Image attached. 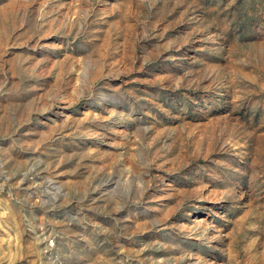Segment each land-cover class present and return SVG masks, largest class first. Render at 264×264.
I'll use <instances>...</instances> for the list:
<instances>
[{
    "label": "rangeland",
    "instance_id": "374dc122",
    "mask_svg": "<svg viewBox=\"0 0 264 264\" xmlns=\"http://www.w3.org/2000/svg\"><path fill=\"white\" fill-rule=\"evenodd\" d=\"M0 264H264V0H0Z\"/></svg>",
    "mask_w": 264,
    "mask_h": 264
}]
</instances>
